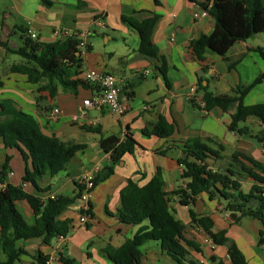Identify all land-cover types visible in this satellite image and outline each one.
I'll use <instances>...</instances> for the list:
<instances>
[{
    "label": "crops",
    "instance_id": "1",
    "mask_svg": "<svg viewBox=\"0 0 264 264\" xmlns=\"http://www.w3.org/2000/svg\"><path fill=\"white\" fill-rule=\"evenodd\" d=\"M3 0L0 6V39L10 51H17L29 32L37 35L42 43H54L65 37L87 34L91 51L82 54L81 69L97 70L113 74L128 82V90L121 93V100L132 108L123 116L113 114L106 106L86 107L97 90L78 86L74 92L58 86L55 97L48 91H39L42 85L28 81L27 76L11 73L16 54L0 46V122L14 116L31 123L47 137H56L66 144H85L66 169L54 177L43 176L38 180L41 190L36 191L23 178L31 162H25L15 148H7L0 137V183L22 186L31 196L43 200L52 197H72L85 175L98 172L110 165V157L100 146V134L85 128H98L102 134L117 136L133 134L138 147L127 154L115 167L114 173L95 186L90 203L93 218L85 224L80 218L85 213L78 200L67 209L62 218L71 220V230L66 238H55L50 245L41 240L18 243L27 254L20 264H37L39 254L49 257L48 264H63L61 257L74 264H112L102 250L108 246L120 247L133 238L139 226L121 224L117 210L121 205L120 192L131 180L140 186L147 184L160 169L164 178V190L169 195L175 217L186 226V236L200 247V252L188 248L186 264H233L229 249L236 246L247 264H264V244L259 243L262 223L251 216L240 220L224 209L217 199L200 194L190 207L180 204L173 192L185 188L183 168L177 163L181 156V143L201 138L210 140L217 148L224 147L220 158L210 157L206 163L213 170H225L232 155L245 154L264 165V124L250 117L243 124L251 136H240L228 130L231 115L237 104H231L227 112L214 109L204 112L194 107L196 98L202 106L201 95L196 92L199 81L215 95H230L239 85H249L264 74V59L258 48L264 50V34L234 44L225 56L207 51L203 61L192 52V41L201 35H209L215 28V20L209 14L195 18L202 11L204 0ZM153 15L159 19L152 33V41L159 48L161 59L152 61L139 52L138 33L123 21L132 17L141 22ZM66 35V36H65ZM95 36V37H94ZM145 73V74H144ZM70 79H78L76 70ZM127 94H132L130 97ZM247 106L264 105V80L245 97ZM58 110V112H55ZM163 119L174 126L173 135L167 139L147 136L143 131L153 130L154 124ZM168 149L167 155L156 151ZM255 171L263 174L260 168ZM241 191L249 193L254 182L239 178ZM253 205H256L252 203ZM17 208L28 222H34L31 198L17 203ZM198 216H209L213 231L223 241L216 244L201 228L191 226L189 210ZM147 223V222H146ZM145 223V224H146ZM141 264H179L164 252L158 242H147L141 248Z\"/></svg>",
    "mask_w": 264,
    "mask_h": 264
},
{
    "label": "trees",
    "instance_id": "2",
    "mask_svg": "<svg viewBox=\"0 0 264 264\" xmlns=\"http://www.w3.org/2000/svg\"><path fill=\"white\" fill-rule=\"evenodd\" d=\"M210 2L212 7L209 14L215 20V28L211 34L201 35L192 41V52L199 61L204 60L207 51L225 56L237 42L264 34V0H204L200 3L202 9L207 8ZM44 4L55 6V3L48 0H44ZM122 19L138 33L140 54L146 59L159 61V48L152 41L153 29L159 16L153 15L141 22L132 17ZM79 44L80 40L76 36L49 44L27 36L17 51H10L0 39V46L22 59L11 66L10 72L27 76L28 81L33 84L46 81L47 84L42 85L39 91H48L51 97H55L59 85L64 91L71 92L78 86L91 87L80 79H70L72 71L76 70L77 76L81 70L82 53ZM91 49L89 45L87 51ZM257 50L264 59V50ZM263 80L264 74L249 85H239L230 95H215L200 80L196 92L201 95L202 106L197 103L196 98L191 99V103L204 112L214 109L227 112L231 104L236 103L237 111L231 115L227 128L237 135L251 136L249 128L243 124L250 117H256L264 124V105L247 106L244 99ZM2 86L3 82L0 80V87ZM128 88L126 86V90ZM131 95L127 94L128 97ZM85 129L100 134V146L110 157V165L94 179L97 186L109 178L123 158L127 154H133L139 145L131 133H126L125 138L120 140L117 136L105 137L98 128ZM174 130V126L167 125L160 119L154 124L153 130L143 132L147 136L167 139L173 135ZM0 137L5 147L17 149L25 162H31V169L26 170L23 180L42 193L45 191L39 188L38 180L43 176L54 177L63 172L73 158L87 148L85 144H66L56 137L44 136L31 123L14 116L6 117L0 122ZM209 142L211 141L193 138L181 143V156L177 163L183 168L182 178L187 183L185 188L178 189L173 194L178 196L180 204L190 207L200 194L206 193L210 200L217 199L224 205L226 211L237 214L236 220L245 216L258 219L263 226L259 243L264 244V165L245 154L235 152L227 169L213 170L206 161L210 157L220 158L224 147L218 145L214 148ZM156 152L165 156L168 149ZM257 167L263 174L255 171ZM241 177L253 180L249 193L241 191ZM83 190V185L78 184L76 195L72 197L58 196L45 200L29 195L22 186L8 184L4 191H0V255L4 256V259L0 258V264L21 263V257L27 254L18 245L21 241L39 239L50 245L55 238H66L71 230V220L63 219V213L81 199ZM27 198H31L34 207L32 224L17 208V203ZM120 199L121 205L117 210L119 222L141 227L122 246H108L102 250V254L112 264H141V248L147 242L160 243L162 250L179 264H186L188 248L200 252L198 244L187 238L186 226L175 217L171 209L160 169L143 186L129 180L120 192ZM189 213L191 226L201 228L216 244L223 241L220 234L213 231L214 222L209 216H198L192 208ZM85 216L94 217L91 203ZM229 256L233 264H247L236 246L229 249ZM36 260L37 264H48L49 257L39 254ZM61 261L63 264H74L72 260L62 257Z\"/></svg>",
    "mask_w": 264,
    "mask_h": 264
},
{
    "label": "built area",
    "instance_id": "3",
    "mask_svg": "<svg viewBox=\"0 0 264 264\" xmlns=\"http://www.w3.org/2000/svg\"><path fill=\"white\" fill-rule=\"evenodd\" d=\"M211 7L212 2L208 3L207 8L202 9L200 13L195 14V18L209 15ZM29 36L32 39H37V35L33 32H29ZM86 37L87 34H81L78 37L80 40L79 50L82 54L87 52L88 46L90 45ZM77 78L97 90V93L91 99L84 101V105L86 107L93 108L106 106L113 114L119 116H123L131 110V104L127 101L121 100V93L126 90L128 82H125L124 80L110 73L88 69H81L77 75ZM55 112H58V110H55ZM97 172L98 168H96L93 173L85 175L81 181V185H83L84 190L80 201L83 204L84 213L89 209L90 198L95 188L94 179ZM7 185V182L0 183V191H4L7 188ZM87 220L88 217L85 216V214L80 218V221L83 224H85Z\"/></svg>",
    "mask_w": 264,
    "mask_h": 264
},
{
    "label": "rangeland",
    "instance_id": "4",
    "mask_svg": "<svg viewBox=\"0 0 264 264\" xmlns=\"http://www.w3.org/2000/svg\"><path fill=\"white\" fill-rule=\"evenodd\" d=\"M2 3H3V0H0V6H1ZM0 21H1V10H0ZM94 37H95V36H94ZM13 59H14L15 61H17V62H18L19 60H22L21 57H19V56H14ZM20 62H21V61H20ZM29 224H32V222L30 221ZM0 258L4 259V256H3V255H0Z\"/></svg>",
    "mask_w": 264,
    "mask_h": 264
},
{
    "label": "water",
    "instance_id": "5",
    "mask_svg": "<svg viewBox=\"0 0 264 264\" xmlns=\"http://www.w3.org/2000/svg\"><path fill=\"white\" fill-rule=\"evenodd\" d=\"M83 213H84V211H82V212H81V214H83ZM232 217H233V218H235V217H236V215H235V214H233V215H232Z\"/></svg>",
    "mask_w": 264,
    "mask_h": 264
}]
</instances>
